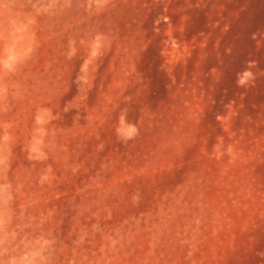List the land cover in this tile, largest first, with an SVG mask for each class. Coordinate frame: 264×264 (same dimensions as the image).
Returning a JSON list of instances; mask_svg holds the SVG:
<instances>
[{"label": "rangeland", "instance_id": "rangeland-1", "mask_svg": "<svg viewBox=\"0 0 264 264\" xmlns=\"http://www.w3.org/2000/svg\"><path fill=\"white\" fill-rule=\"evenodd\" d=\"M0 264H264V0H0Z\"/></svg>", "mask_w": 264, "mask_h": 264}]
</instances>
